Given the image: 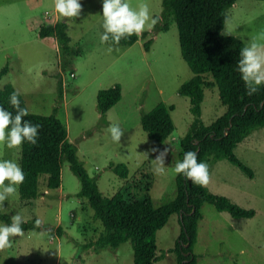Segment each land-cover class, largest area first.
Here are the masks:
<instances>
[{"label": "rangeland", "instance_id": "1", "mask_svg": "<svg viewBox=\"0 0 264 264\" xmlns=\"http://www.w3.org/2000/svg\"><path fill=\"white\" fill-rule=\"evenodd\" d=\"M126 2L134 9L147 3L153 18L163 10V0ZM80 3L81 15L67 21L54 11V0H0V71L9 66L0 86L12 84L32 113L55 114L66 124L80 161L98 179L104 196L112 197L119 191L134 199L149 196L156 207L174 201L178 176L174 167L181 161L180 142L194 119L190 97L180 93L194 73L181 54L177 24L172 20L164 31L146 26L144 32L151 33L144 37L143 32L132 46L102 44V0ZM58 21L68 24L71 46L80 48V54L70 59L66 69L61 64L57 40L39 35L42 26ZM224 30L232 33L227 36L238 37L247 45L251 36L264 30V0H238L227 12ZM149 39L153 43L146 49ZM60 81L63 98L59 96ZM206 82L202 119L210 125L226 112V107L210 75ZM117 84L122 86L123 98L103 114L98 109V93ZM161 101L175 107V130L163 143L151 140L141 122L143 113ZM111 125L122 129L120 142L112 141L107 131ZM153 148L169 149L160 172L153 160L158 152H152ZM235 154L253 170L254 177L227 159L210 158L206 187L242 208L256 210V215L234 218L205 203L194 246L199 264H264V128L239 144ZM20 158L21 146L8 149L0 145V161L12 160L20 165ZM118 164L127 165L128 178H121L110 168ZM81 187L68 161L63 164L61 190L47 191L42 199L27 202L21 199L18 187L3 207L10 216L19 213L23 221L36 218L41 228L12 237V247L0 251V264H134L131 240L117 249L85 247L99 239L105 226L95 218L88 198L77 195ZM5 224L0 219V226ZM180 235L179 216L173 215L157 234L160 259L156 264H178L173 249Z\"/></svg>", "mask_w": 264, "mask_h": 264}, {"label": "trees", "instance_id": "2", "mask_svg": "<svg viewBox=\"0 0 264 264\" xmlns=\"http://www.w3.org/2000/svg\"><path fill=\"white\" fill-rule=\"evenodd\" d=\"M238 0H163V10L154 26V31H164L174 20L179 31L181 54L188 63L194 76L184 83L180 93L190 97L191 112L194 116L187 134L180 142V158L184 153L194 151L198 162L207 163L227 159L239 167L249 177L253 170L245 165L235 154V149L258 129L264 128V85L257 93L246 94L244 82L237 71L240 50L245 43L235 36H224L227 12ZM68 24L58 21L41 27V38L53 37L60 47L61 64L66 69L70 59L80 54V48L71 46ZM151 32L143 33L147 37ZM139 40L133 35L122 38L119 44L132 46ZM153 39L145 43L149 49ZM9 72V66L0 71V81ZM210 75L220 92L226 112L210 125L202 119V103L205 100L206 76ZM61 76V74L59 75ZM59 96L63 98L62 81L59 82ZM19 93L20 106L26 108L29 115L25 120L39 124L38 139L35 145L25 141L21 145L20 166L25 174L24 182L19 186L21 199L27 202L40 200L48 193L58 191L62 186L64 161L70 163L72 171L81 181L78 196L88 198L95 211V218L101 220L105 229L96 242L85 245L97 250L111 247L119 248L128 240L134 248V264H156L157 234L164 228L173 215L179 216L181 235L173 252L178 264H199L194 252L198 227L203 219L201 208L205 203L213 204L220 212H228L234 218H252L256 210L245 209L233 203L225 196L211 193L206 186L194 185L183 175H178L177 197L174 201L156 207L152 199H134L119 191L112 197L104 196L98 179L85 169L78 156V147L69 139L66 124L55 114L46 116L32 113L23 95L12 85L0 86V106L15 115L9 104L10 94ZM123 98L122 86L101 90L98 93V109L106 114ZM173 105L159 102L151 111L141 117L143 130L151 140L166 142L175 130L172 118ZM121 178L129 176L125 164L111 165ZM0 219L11 223V216L0 211ZM37 219L24 221L23 230H38ZM189 244V246H186Z\"/></svg>", "mask_w": 264, "mask_h": 264}, {"label": "clouds", "instance_id": "3", "mask_svg": "<svg viewBox=\"0 0 264 264\" xmlns=\"http://www.w3.org/2000/svg\"><path fill=\"white\" fill-rule=\"evenodd\" d=\"M54 11L60 17L78 18L82 12L80 0H54ZM103 33L100 36L102 44L110 42L119 45L122 38L133 35L140 36L146 29L153 28L159 18L150 15L149 5L141 3L138 8H132L126 0H102ZM227 23V20L225 21ZM221 35L227 36L232 33L224 30ZM112 49L109 48V51ZM240 58L237 62V71L244 82L246 94L251 96L258 92L264 85V30L251 36L248 44L240 50ZM9 104L15 110V115L0 106V145L8 149H17L25 141L35 145L38 139L39 124H33L25 120L29 115L26 108L20 106L19 93L13 92L9 97ZM7 130V131H6ZM113 142H120L124 135L119 125H111L107 129ZM152 152H158L154 162L158 165L157 172L163 170V165L169 149L163 151L153 148ZM174 172L183 175L194 185L207 186L210 180L208 165L198 162L197 153L187 151L184 158L175 164ZM25 174L21 166L12 160L0 161V211L7 214L3 207L4 202L18 192V187L24 182ZM5 181H8L5 184ZM24 223L19 213L11 216V223L0 226V251L12 247L11 238L23 235ZM36 221V226H39Z\"/></svg>", "mask_w": 264, "mask_h": 264}, {"label": "water", "instance_id": "4", "mask_svg": "<svg viewBox=\"0 0 264 264\" xmlns=\"http://www.w3.org/2000/svg\"><path fill=\"white\" fill-rule=\"evenodd\" d=\"M186 246H189V244H187Z\"/></svg>", "mask_w": 264, "mask_h": 264}, {"label": "crops", "instance_id": "5", "mask_svg": "<svg viewBox=\"0 0 264 264\" xmlns=\"http://www.w3.org/2000/svg\"><path fill=\"white\" fill-rule=\"evenodd\" d=\"M59 190H61V189H59Z\"/></svg>", "mask_w": 264, "mask_h": 264}]
</instances>
